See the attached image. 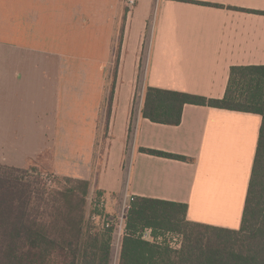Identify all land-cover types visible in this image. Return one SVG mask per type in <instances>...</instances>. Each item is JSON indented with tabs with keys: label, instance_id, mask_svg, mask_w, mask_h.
Masks as SVG:
<instances>
[{
	"label": "crops",
	"instance_id": "obj_1",
	"mask_svg": "<svg viewBox=\"0 0 264 264\" xmlns=\"http://www.w3.org/2000/svg\"><path fill=\"white\" fill-rule=\"evenodd\" d=\"M261 64L264 0H0V164L89 181L115 215L142 196L237 229L262 116L185 104L172 125L142 107L147 87L221 98L231 66ZM94 231L116 264L123 236Z\"/></svg>",
	"mask_w": 264,
	"mask_h": 264
},
{
	"label": "trees",
	"instance_id": "obj_2",
	"mask_svg": "<svg viewBox=\"0 0 264 264\" xmlns=\"http://www.w3.org/2000/svg\"><path fill=\"white\" fill-rule=\"evenodd\" d=\"M185 104L262 116L240 227L191 222L185 203L136 196L127 212L118 264H264V64L231 66L221 98L147 87L142 115L176 125ZM140 151L188 159L156 149ZM22 170L0 165V264H50L57 251L64 252L66 264H108L110 239L96 246L91 241L96 238L84 227L90 182L79 180L78 188L67 185L48 191L22 181L16 175ZM145 228H151L153 237L165 230L184 233L186 240L180 249H172L143 239Z\"/></svg>",
	"mask_w": 264,
	"mask_h": 264
},
{
	"label": "rangeland",
	"instance_id": "obj_3",
	"mask_svg": "<svg viewBox=\"0 0 264 264\" xmlns=\"http://www.w3.org/2000/svg\"><path fill=\"white\" fill-rule=\"evenodd\" d=\"M134 102H135V100H134ZM0 165H3V164H0ZM21 169H24V170L20 171L16 175L19 176L20 178H22V181L30 183L34 188L35 187L37 189L43 188V190L44 189H48V191L49 190H54V189H62V188H64L67 185L75 186V187L78 188V184L79 183H77V181H79L80 179L67 177V176H62V175H59V174H54L53 172H50L47 169L40 168V167L33 166V165L29 166L27 168H21ZM68 178L72 179L74 182L66 180ZM92 195L94 196L95 194H92ZM92 195L90 194V195L87 196V200H86V220H85L84 227H85V230L87 231V233L89 235H91L93 238H95L96 236L94 235V233H95L94 229L102 228L105 231H108L109 228L103 226L102 218L91 219L90 215L94 211L93 207H92V204L90 202L91 201L90 199H91ZM122 204H123V202L121 201L119 203L118 207H117L118 213H120ZM114 215L115 214L107 212V210H106V216L113 217ZM200 230L204 234H207V235L209 234L207 232H204V230H202V229H200ZM109 232L111 234L112 233V229ZM172 234L175 235V234H180V233L179 232H175V231H165V230L164 231H160L158 233V235H162V238H163L161 244H165V245H168L169 247H171L170 244H171V242H173L172 241V237H171ZM181 235H182L181 236V244H180L179 248H176V250L180 249L182 247L183 243L186 240V235L184 233H182ZM109 236H110V239H111V235H109ZM91 241H92V243H95V240L92 239ZM121 242L119 243L120 244V251L119 252H121ZM172 249H174V248H172ZM63 254H64V252H59V251L54 252L52 254V256H51L50 264H66V262L64 261L65 258L63 256ZM119 256H120V253L118 255V260H117L116 264L119 263Z\"/></svg>",
	"mask_w": 264,
	"mask_h": 264
},
{
	"label": "built area",
	"instance_id": "obj_4",
	"mask_svg": "<svg viewBox=\"0 0 264 264\" xmlns=\"http://www.w3.org/2000/svg\"><path fill=\"white\" fill-rule=\"evenodd\" d=\"M134 3L135 0H127V6L129 7V9L133 7ZM133 198H134L133 196H130L127 200L123 201L120 213L114 215L113 217L110 216L108 217L106 216V205H107L106 197L101 194H95L94 196L92 195L90 202L92 204L94 211L91 213L90 217L91 219L102 218L103 226L112 229L113 233L115 232L119 237H121L125 234L127 212ZM151 232H152L151 228H145L141 232V237L153 238L152 241L161 243L163 240L162 235L153 237ZM181 236H182L181 234L171 235L173 242H171L170 246L172 248L174 249L179 248L181 244Z\"/></svg>",
	"mask_w": 264,
	"mask_h": 264
}]
</instances>
